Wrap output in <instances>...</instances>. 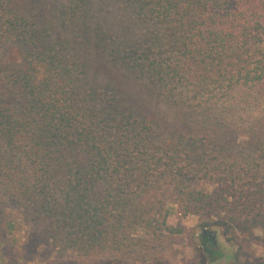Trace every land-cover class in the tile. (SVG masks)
Returning <instances> with one entry per match:
<instances>
[{
  "label": "trees",
  "instance_id": "trees-1",
  "mask_svg": "<svg viewBox=\"0 0 264 264\" xmlns=\"http://www.w3.org/2000/svg\"><path fill=\"white\" fill-rule=\"evenodd\" d=\"M168 203L264 245V0H0V238L164 264Z\"/></svg>",
  "mask_w": 264,
  "mask_h": 264
},
{
  "label": "rangeland",
  "instance_id": "rangeland-1",
  "mask_svg": "<svg viewBox=\"0 0 264 264\" xmlns=\"http://www.w3.org/2000/svg\"><path fill=\"white\" fill-rule=\"evenodd\" d=\"M203 188L204 185L198 182ZM209 188V186H208ZM206 188V190L208 189ZM164 224L183 227L176 237L179 242L170 247L158 246L164 264H264V245H244L240 233H233L228 222L215 216L204 217L196 214L178 216L176 205L168 203L162 210ZM12 212L15 220L7 236L0 238V264H153L151 257L142 258L144 233L134 228L129 236L122 238V244L114 242L82 243L60 242L45 233L33 231L36 224ZM15 217V218H14ZM201 229L213 232L210 237L201 235ZM38 233V234H37ZM263 235L264 225L254 229L253 235ZM109 242L116 237H106ZM142 251V252H141ZM152 250L149 254H155Z\"/></svg>",
  "mask_w": 264,
  "mask_h": 264
},
{
  "label": "flooded vegetation",
  "instance_id": "flooded-vegetation-1",
  "mask_svg": "<svg viewBox=\"0 0 264 264\" xmlns=\"http://www.w3.org/2000/svg\"><path fill=\"white\" fill-rule=\"evenodd\" d=\"M204 234H206L207 237H210V240L213 241V232L211 233V231H209V230L201 229L200 235H204Z\"/></svg>",
  "mask_w": 264,
  "mask_h": 264
}]
</instances>
